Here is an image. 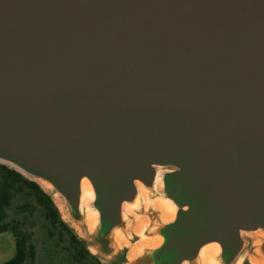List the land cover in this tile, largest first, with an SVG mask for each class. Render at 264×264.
Masks as SVG:
<instances>
[{
	"label": "water",
	"instance_id": "obj_1",
	"mask_svg": "<svg viewBox=\"0 0 264 264\" xmlns=\"http://www.w3.org/2000/svg\"><path fill=\"white\" fill-rule=\"evenodd\" d=\"M0 163L75 220L88 180L102 249L159 191L135 264H240L264 238V0H0Z\"/></svg>",
	"mask_w": 264,
	"mask_h": 264
},
{
	"label": "rangeland",
	"instance_id": "obj_2",
	"mask_svg": "<svg viewBox=\"0 0 264 264\" xmlns=\"http://www.w3.org/2000/svg\"><path fill=\"white\" fill-rule=\"evenodd\" d=\"M7 165L0 163V189L9 186L12 195L6 222L25 234L35 247L34 259L29 258L24 264H135L133 258L155 236L154 226L164 216L163 207L152 205L153 199L160 196L159 191L141 197L140 204L128 214L126 226L116 232L108 248L102 249L97 243V230L89 229L83 219L66 218L57 200L49 194L59 212V222H64L66 227L54 222L48 215L49 208L38 201L36 191L21 181L7 179L3 166L14 168ZM43 191L48 194L47 189ZM245 238L240 264H264L260 255L262 233L248 234ZM15 242L14 232L0 234V264L15 256ZM92 248L97 255L91 252ZM134 250H137L135 254Z\"/></svg>",
	"mask_w": 264,
	"mask_h": 264
},
{
	"label": "trees",
	"instance_id": "obj_3",
	"mask_svg": "<svg viewBox=\"0 0 264 264\" xmlns=\"http://www.w3.org/2000/svg\"><path fill=\"white\" fill-rule=\"evenodd\" d=\"M7 170V179L12 178L11 180L21 181L24 185L33 189L37 192V199L40 204L49 208V216L54 220V222H59V212L55 207L52 198L50 195L46 194L39 184L25 178L21 173L16 170L9 169L6 166H3ZM9 181V180H8ZM10 185L7 182V185ZM12 202V195L9 190V186L2 187L0 189V233H5L8 231H14L17 239V251L15 256L4 264H24L29 258L34 259L35 257V247L29 243V238L26 235L19 233L17 230H14V227L10 224L4 223V220L7 218V208L10 207ZM60 223V222H59ZM64 226L66 224L61 222Z\"/></svg>",
	"mask_w": 264,
	"mask_h": 264
},
{
	"label": "bare ground",
	"instance_id": "obj_4",
	"mask_svg": "<svg viewBox=\"0 0 264 264\" xmlns=\"http://www.w3.org/2000/svg\"><path fill=\"white\" fill-rule=\"evenodd\" d=\"M8 165H10V164H8ZM10 166H12V165H10ZM12 167H14V166H12ZM37 182H39L45 189H47L50 193L53 194V197L57 200V202L61 206V209L64 212V215L66 216V218H68L69 215H68L67 206H66L65 201L62 198V196L60 194L56 193L54 191V188L49 183L44 182L42 180H37ZM140 190L144 192L145 188L142 185H140ZM93 200H94L93 187L88 180H84L82 182L81 209H82L83 216H84V223L91 230H93L98 223V214L92 207ZM76 229H78V228H76ZM215 249L219 252V246L218 245H215ZM91 252L93 254L97 255V252L94 248L91 249ZM136 252H137V250H134V254ZM206 264H213L212 260L209 259L208 261H206Z\"/></svg>",
	"mask_w": 264,
	"mask_h": 264
},
{
	"label": "flooded vegetation",
	"instance_id": "obj_5",
	"mask_svg": "<svg viewBox=\"0 0 264 264\" xmlns=\"http://www.w3.org/2000/svg\"><path fill=\"white\" fill-rule=\"evenodd\" d=\"M62 222V221H61ZM60 222V224L63 226V227H66V226H64L62 223ZM4 223H7L6 222V219L4 220ZM59 223V222H58ZM7 224H9V223H7ZM10 226V228H11V225H9ZM13 227V226H12ZM14 230H17L16 229V227H14ZM19 233H21V234H23L21 231H19V230H17ZM9 232V231H8ZM11 232H14V231H11ZM5 233H7V232H5ZM23 235H25V234H23ZM15 238H16V242H15V245H16V251H17V239H18V237L17 236H15ZM30 243V242H29ZM33 245V244H32ZM16 254V253H15ZM4 264V263H3Z\"/></svg>",
	"mask_w": 264,
	"mask_h": 264
}]
</instances>
